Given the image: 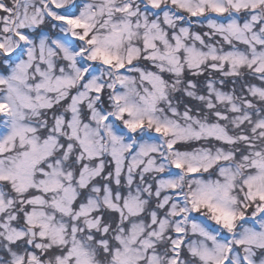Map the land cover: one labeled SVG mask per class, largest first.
Masks as SVG:
<instances>
[{
  "label": "rangeland",
  "instance_id": "374dc122",
  "mask_svg": "<svg viewBox=\"0 0 264 264\" xmlns=\"http://www.w3.org/2000/svg\"><path fill=\"white\" fill-rule=\"evenodd\" d=\"M72 1L71 6L74 0H51L56 7H65ZM258 7L264 12V0H84L82 9L75 17L62 18L61 33L73 40L67 44L55 39L48 44L43 38L33 43L31 37L27 38L21 32L22 28L33 30L43 20L42 11L35 0H22L16 15L14 35L19 41L28 43L27 60L19 63L9 75H0V84H4L7 89L5 98L0 99V110L4 116L0 121V182L6 185L3 190L0 189V236L6 240V244H2L3 240L0 239V258L4 250H11L8 244L25 236V231L11 225L10 221L16 217L12 211L15 202L6 197L5 193H8L19 198L17 202L20 206L27 203L31 205L25 214V222L33 228L38 227L36 233L41 241L36 244L37 250L45 247L42 251H48L55 245L69 247L65 257L56 255L53 259L48 258L52 264H94L91 254L81 244L76 245L73 237L65 238L68 225L62 224L55 214L58 212L75 220L89 215L102 204L121 212L124 209L123 219L131 221L128 233L124 237H117L122 247L114 254L117 264H138L140 261H143L140 264H221L229 259V249L233 245L237 247L233 254L236 258L228 264H264L263 117L259 120L255 117L251 131L257 134H253V142L246 144L248 155L237 159L238 164L232 161L236 159L235 152L228 148L171 150L176 143L199 137H215L222 145L231 143L233 139L226 127L218 123L207 124L208 117L202 121L189 116L186 111L179 113L177 99L172 96L173 104L170 100L175 86H168L151 70L145 71L134 66L133 75L118 76L120 89L114 97L117 100L116 115L124 119L126 130L143 126L146 133L151 132L158 138V142L136 139V143L134 140L122 143L108 122L105 131L111 139L108 145L116 163L115 174L118 176L126 167L124 186L128 193L122 197L117 190L113 198L107 185L101 189L96 186L95 197L90 196L88 202L79 204L75 210L73 205L79 193L77 188H83L85 181L95 171L86 166L78 174L75 185L71 171L65 172L63 168V162L70 152L69 145L64 146L62 159H53L54 154L62 148L57 135L64 127L63 119L46 138H42L30 122L38 109L49 107L67 96L68 88L76 83L80 68L74 47L87 51L86 56L90 59L104 61L112 68L129 64L147 52L145 57L152 63L167 61L171 69L166 70L171 74L179 73L184 67L201 69L207 61L214 60L221 64L227 63L231 72H236L241 66L264 72V17L255 12L240 24L230 15ZM224 12H228L229 18H224ZM179 13L186 18L189 15L191 18L209 19L205 23L210 30L209 36L217 33L226 42L233 39L245 48L242 52L222 51L213 44H206L201 33L190 30V23L179 26V20L182 19ZM211 19L235 20L222 26ZM199 23L200 20L193 22ZM11 46L8 45V48ZM56 55L67 62L66 69L60 66L57 76L53 74ZM33 64L37 81L30 83L28 72ZM95 74L98 76V73ZM95 74L89 77L83 90L70 99L72 117L65 129L70 136L66 140L73 137L78 142L80 153L77 158L83 154L86 157L97 156L102 146L97 127L99 115L91 112L90 119L94 122H82L77 107L81 101L86 100L89 106L95 101L92 91H98L101 85ZM113 85L114 80L111 78L108 86ZM177 87L182 89L184 95H192L193 84ZM205 92L207 107L219 103L228 110L237 111L230 97L215 89L211 82H207ZM250 95L261 98L264 97V91L253 88ZM198 98L202 99V96ZM226 112L213 114L222 120L224 126L231 123L230 128H238L241 123L251 121V117L239 111L231 118ZM257 141L258 150H252L251 154L249 146ZM127 150L131 153L126 160L122 152ZM219 161L229 164L219 166L216 173L209 177L193 175L197 171L210 169ZM137 169L138 181L134 182L133 175ZM152 170L172 175L157 181L155 191L158 194L165 188L169 192L166 197H161L162 201L157 205L162 207L163 214L159 216L152 210L145 223L142 216L147 200L139 196V190L148 189L142 174ZM118 186L119 180L116 179L115 187ZM101 191L100 203L96 195ZM172 191L180 193L186 202L181 204L175 200ZM184 191H187V195ZM25 194L30 197L21 203ZM166 203L169 204L167 211L163 209ZM44 206L51 210L47 212ZM199 209L203 212L200 217L206 223H213L215 231L220 229L216 223L227 230H232L236 223L241 225L234 235L226 241L221 240L218 238L220 233H212L210 231L214 230L191 220V213ZM91 221L90 224H96V221ZM146 226L151 228L149 238L140 239ZM167 229H172L176 234L171 240L176 256L164 262L158 254H148L147 250L156 248V243L162 241L161 235ZM182 245L185 246L184 254L181 253ZM29 254L30 258L35 257L33 252ZM9 255V264H23L20 252L17 255L9 252Z\"/></svg>",
  "mask_w": 264,
  "mask_h": 264
},
{
  "label": "trees",
  "instance_id": "16d2710c",
  "mask_svg": "<svg viewBox=\"0 0 264 264\" xmlns=\"http://www.w3.org/2000/svg\"><path fill=\"white\" fill-rule=\"evenodd\" d=\"M45 3H42V2ZM84 0H74V4L70 2L65 7H56L51 3L46 2V0H35V3L39 5L41 9V14L43 20L41 23H37L33 30H27V28H22L21 32L25 34L27 38L31 37L33 39V43L37 42L39 39L43 38L49 44L54 39L58 38L69 44L73 39L70 36L63 35L61 33L62 29V18L64 16L67 17H75L79 11L83 7ZM22 3V0H0V75H9L19 63L25 62L27 60V49L29 47L27 42H23L17 39L14 35L16 33V15L18 11L19 4ZM259 12L262 18L264 17V12L261 8L249 9L246 11L235 12L230 14L234 18H236L238 23L244 22L246 19L255 13ZM180 14V13H179ZM182 19L179 20V26L185 25V22L190 23V30L197 31L198 33L202 34L203 40L206 44H213L216 49H221L222 51H243L245 48L244 45L236 40L231 39L229 42H226L225 39L219 37L217 33L209 36L210 30L206 26V22L209 19H196L191 18L188 15V18L184 17L180 14ZM224 18H227L228 12L222 13ZM54 16V17H53ZM187 16V15H186ZM229 18V17H228ZM196 20H200L201 23L193 24ZM215 24H222V26H226L235 19H211ZM201 24V25H200ZM79 41L77 45L79 46ZM8 45H12L11 48H8ZM87 46L91 47L89 44L86 43ZM73 51L76 53V60L77 65L80 68L79 76L76 83L68 88V95L53 102V104L49 107H44L38 109V113L36 116H32L30 118V122L35 126L37 133L42 137L46 138L47 135L57 129L56 126L59 124V121L63 119V129L57 137L60 138V144L62 148L56 152L53 156V159L60 158L62 159V154L65 152L64 146L66 144L69 145L70 152L68 153V157L64 160V171L70 172L72 175V181L76 185L77 184V177L81 170L88 166L93 169L95 172L88 178L83 188H77L79 190L78 196L74 202L73 209L75 210L79 204L88 202L89 197H95L97 193L94 189L95 187H99L100 189L107 185L110 188L111 196L114 198L115 194L118 193L117 190L121 193L122 197L127 194L128 191L126 186H124V182L126 179V167H124L120 174L116 176V163L115 160L110 152V148L108 144L111 142L110 136L105 133V126L109 122L111 124V129L113 133L116 134L120 138V141L124 143L125 141H131L134 139H149L150 141L158 142V138H155L154 135L144 134V127L140 126L135 130L129 131L125 128L124 119L117 117L116 110H117V100L114 98L115 93L120 86L118 85L119 78L118 76L121 75H133V71L130 66H138L145 71L151 70L156 75L161 77L168 86H175V91L172 93L170 100L173 104V99H177V103L180 105L179 113L182 111L188 112L189 116L198 117L200 120H204L206 117L207 124L218 123L223 127H226L228 133L231 135L233 141L231 143H224L223 145L220 144L219 139L215 137H199L190 139L186 142L176 143L172 145L171 150H190L195 148H211L216 149L218 147L225 148L227 150H231L235 152L236 159L232 160L238 164V160L242 158L244 155H248L249 149L246 147L248 142H253V134H257L252 132L253 124L255 123L256 119H260L261 117L264 118V97H257V95H250L252 89H256L258 91H264V72H256L252 68L243 67L241 66L237 68L236 72H231L230 66L227 63L221 64L220 61H207L205 64L202 65L201 69H190V68H183L177 74H171V72H167L166 69L170 68V64L166 61H156L152 63L151 60L145 57L147 52H143L141 56H139L136 60L131 62L130 64H124L120 67L112 68L108 63L100 60H93L86 56L87 51H82L77 49L76 47L73 48ZM34 64L36 62L34 61ZM34 64L30 67L29 73V80L30 83H35L37 81V74L34 71ZM66 61L60 57V55H56L54 57V67H53V74L57 76L59 74L60 66H63L66 69ZM42 66V65H41ZM171 69V68H170ZM106 71H108V75H106ZM94 73H98L97 80L101 82L100 88L98 91H92L93 96L95 97V101L91 106L87 105L88 103L86 100L81 101L78 104V113L79 119L83 122H88L92 124L94 121L90 119V114L93 112V115L98 114L100 125L99 127V135H100V142L103 147L100 149V152L97 156L86 157L84 154L82 157L77 158V155L80 153L78 142L73 138L66 137L69 136V132L65 129L72 117V111L70 110V99L78 92H81L84 88V85L88 81L89 77L92 76ZM135 75V74H134ZM113 78L114 85L113 87H109L108 83L110 79ZM175 82V83H174ZM207 82H211L215 89H218L227 96L230 97L231 101L236 105L238 108L237 111L228 110V108L222 107L221 104H215L213 107H207L206 105V84ZM193 84L192 95H184L181 88L177 86H187L189 84ZM7 93V89L4 84H0V99L5 98ZM202 96V99L198 98V96ZM227 112H226V111ZM226 112L228 117H232L238 114H245L251 117V121H245L239 125L238 128H230L231 123L224 126L222 120L218 117L213 116L214 113L217 112ZM95 113V114H94ZM97 116V115H96ZM3 113L1 111L0 121L3 119ZM258 119V120H259ZM98 120V121H99ZM102 122V123H101ZM106 136V137H105ZM70 137V136H69ZM74 142L73 144H70ZM255 145V146H254ZM250 151L252 154V150H258L256 147H259L258 141L256 144L250 145ZM123 155L127 160L129 157L130 150L123 151ZM235 158V157H234ZM52 159V160H53ZM159 161V159H158ZM227 162H218L213 165L210 169L206 171H198L193 175L202 176V177H209L210 175H214L218 170V167ZM138 169L134 176V182L138 181ZM132 175V173H131ZM171 173H162L157 170H152L149 172H145L142 174V179L148 185V189L140 188L139 192L141 198L147 200L145 205V210L143 212L142 219L145 223L148 221V215L150 211H156L159 216L163 214V210L160 206L157 207L158 202L162 201L161 197L168 194V188L162 190V193L158 194L156 190L157 188V181L162 179H167L171 177ZM175 177V176H172ZM176 178V177H175ZM119 180L118 189L115 187V180ZM31 193V191H30ZM102 191L96 195L97 200L100 201V195ZM185 195H187V191H184ZM156 194V195H155ZM6 197H13V204L12 211L16 213V217L12 219L11 225L14 228H20L25 230L27 223L25 222V214L31 209V205L29 203L25 204L24 206H20L17 202L16 196L12 194L6 193ZM29 195H24L21 198V203L27 201ZM171 201L173 200L171 196ZM189 203V197H188ZM169 204H166L163 209H167ZM190 206V205H189ZM45 210L49 212L51 210L50 207L44 206ZM161 208V209H160ZM191 208V206H190ZM159 211V212H158ZM123 212L118 210L117 208H112L108 205L102 204L97 210H93L87 216H80L77 219L73 220L71 217L64 216L60 213H56V218L60 219L62 224H67L66 226V239H72L73 237L74 243L76 245H80L81 247L85 248L91 254V260L94 264H117V259L115 257V251L122 249L121 245L118 242L117 237L122 236L124 237L128 233V229L130 227V220L125 221L123 219ZM192 214V216H191ZM190 216L192 217L191 220H195L200 222L203 226H205L212 233H220L218 236L221 240H227L229 236L232 234L234 235V231L238 230L240 223H236L233 226L232 230H227L224 226L216 223L220 229L215 231L216 229L213 227V223H206L201 217L200 214L203 212L197 210L195 213L192 212ZM8 216V214H4ZM4 216V217H5ZM92 220V221H91ZM89 221L93 222L96 221V224H90ZM38 230V227H35ZM151 230L150 227L146 226L144 231L141 234L140 239L149 238L148 233ZM175 233L169 229L165 230V233L161 235L162 241L156 243V248L153 250H147V253H155L158 254L159 257L164 260V262L170 258L175 257L174 250L175 248L171 247V240L175 238ZM2 239V236H0ZM3 240V239H2ZM41 238H36V243H39ZM6 243V240H3L2 244ZM184 245V244H183ZM181 246V253L184 254L185 246ZM9 248L2 252V258H0L1 263L8 262L10 260L9 252H13L17 255L19 252L23 259L28 256V251L34 249L35 257H39L40 259L43 258H50L53 259L56 255H59L61 258L65 257L66 254L69 252V247L66 245L64 247H51L50 250L42 251L45 249L43 247L42 250H37L36 245L33 247H27L25 244V237L20 239L19 241L12 242L8 245ZM237 247L234 245L230 247L229 251L231 255L227 261H222L221 264H228L232 263L233 260L236 258L234 257V252H236ZM9 251V252H8ZM143 261H140V264Z\"/></svg>",
  "mask_w": 264,
  "mask_h": 264
},
{
  "label": "water",
  "instance_id": "95a60500",
  "mask_svg": "<svg viewBox=\"0 0 264 264\" xmlns=\"http://www.w3.org/2000/svg\"><path fill=\"white\" fill-rule=\"evenodd\" d=\"M36 235L34 228H27V245H31L35 241ZM25 264H38L35 259H27ZM45 264H51L49 260H45Z\"/></svg>",
  "mask_w": 264,
  "mask_h": 264
},
{
  "label": "flooded vegetation",
  "instance_id": "af4514ba",
  "mask_svg": "<svg viewBox=\"0 0 264 264\" xmlns=\"http://www.w3.org/2000/svg\"><path fill=\"white\" fill-rule=\"evenodd\" d=\"M39 264H42V263H39Z\"/></svg>",
  "mask_w": 264,
  "mask_h": 264
}]
</instances>
